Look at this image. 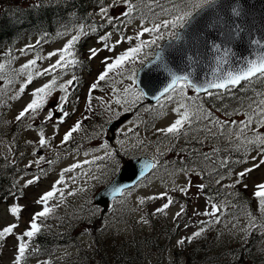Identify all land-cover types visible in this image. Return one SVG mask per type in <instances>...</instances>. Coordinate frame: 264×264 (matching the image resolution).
I'll return each instance as SVG.
<instances>
[{
	"label": "rangeland",
	"instance_id": "1",
	"mask_svg": "<svg viewBox=\"0 0 264 264\" xmlns=\"http://www.w3.org/2000/svg\"><path fill=\"white\" fill-rule=\"evenodd\" d=\"M107 3H109V1H107L105 5ZM120 11L121 7H116L110 9V14L113 17H119ZM159 11L160 9L158 8L155 12ZM151 16L152 13L144 17H139V12L132 13L131 17H119L110 24L111 27H117V29L111 30L110 33H112V35L107 41L109 45L113 44L121 37L132 36L133 41L132 43H128L125 40L123 43L117 45L114 51L101 50L97 58L88 61L90 62V68L82 73V78L78 84L75 82L69 90V103L66 106L69 116L64 118L63 123L56 122L59 124L58 128L53 127V122H44L46 110L41 112L35 120L29 118L30 120L26 121L25 125L20 128L16 138L21 139L24 144L12 149L11 157L15 158L20 153L25 154L20 162L22 171L17 177V182L20 184L23 193L20 197H16L15 201L9 198L7 201L0 202V229L11 223H18L19 227L16 229V232L19 233L23 231L28 226L27 222L31 216L42 210L43 205L38 204L37 200L44 193L52 190L55 184L59 191L54 198L47 202L48 206L51 208V213L46 218H42V225L43 227L50 226L54 230H64L68 228L71 229L72 232L75 231L74 236H80L78 243L81 246V252L79 254L85 257L82 258L78 256V258H76L80 248L76 250L73 247H67L52 252L50 261L45 257L32 258L35 256L32 254L28 257L26 264H40V262L45 260L49 261V264H84L88 259L91 261L90 258L93 256L92 248L95 249L96 245L100 246V244L104 247V249H100L102 252H99L103 254V257L99 259L95 257L93 264H107V260L112 261L111 247L115 244L114 240L122 239L133 233L143 236V233H151L154 226H158L164 214L151 215V213L154 212L155 208L163 204L164 201L159 199L154 201L145 200V203L141 205L140 200L164 192H167L168 195L174 199L175 203L178 202L184 205L186 214L182 215V222L178 227L179 233L177 237L164 246L158 255H150L149 260L145 264H174L177 258L180 264H183L186 262V256L193 245L206 242H208V247L211 250L210 254H216L219 250H223L224 248L226 250L228 247L243 243L244 233L240 230L245 228L248 224L245 212L249 210L241 211L242 209L239 210L238 207H233V205L226 200L229 197L228 194L234 192L232 191V187H226L228 184L225 186L227 180H222L221 183L218 184L222 187V191H218L219 195L217 196L220 202H216L217 205L221 206V212L219 213L220 223L202 224L201 222H210L213 218L195 214L196 212L202 213L206 209L211 210L212 203L209 198L204 197L203 193L205 189L203 192L197 194V188L195 186L203 183V181L197 178L194 172L189 173L191 177L190 182L192 184L189 195L185 196L179 191L172 190L177 186H186L189 183V176L179 171L183 166L182 159L179 158V153H176L175 157L172 159L174 163L160 157V154L166 155L170 145H176V143L174 140L161 138L160 134L155 130L166 127L173 121L175 114L171 112V108L174 105L166 104V106L160 110V114L154 112L156 111V107H160V104H156L155 106L146 105L144 99L132 105L125 104L123 101L121 104L117 105L115 100L118 97L123 98L125 96L123 89L132 84L131 80L118 74L119 70H115L109 74V77L104 81L105 84L103 87H99L91 92V97H94L98 102L101 121L99 125L91 126L92 131L90 135L94 137L91 140H86L88 135L81 136V131H79V134L74 133L73 137L84 139L82 140V146H86V148L70 155H65L64 153V147L72 140L66 145H61L60 141L64 133L70 129L73 122L78 118L84 103L83 100L86 99V94H89V86L94 82L98 74L103 71L104 66L101 64V60L104 57L114 58L127 48L135 46V44L139 42L135 40V35L140 30L142 20L144 24L150 26ZM104 21L106 20L104 19ZM72 36L73 33L71 32L65 33L61 35V41L48 45L44 50L42 49L39 52L36 51V46L32 50H29L27 55H24L21 53V49L26 48L28 45H36V42L33 40L27 41L20 44L16 48L15 53L10 54L11 57L15 54V60L13 62L15 72L11 75L8 66H6L4 72H0V76L4 77V79H0V111H7L10 109L8 117L11 118L12 123L15 122L14 117L31 99V91L43 83H46L49 79V77L35 79L19 99H11L10 97L15 95L20 84L25 79L24 75L17 74L18 70L28 60L35 58L37 54L46 56L47 53L62 48ZM150 38L151 37L147 33L142 37L144 40H149ZM161 42L162 41H160V43ZM75 46L79 49V53H82L81 58H88V50L90 48H103V44L99 38L89 40L83 45ZM154 47L155 46L145 48L141 53L142 58L144 54L147 53L145 62L151 56L152 48ZM55 59L56 57H53L51 61L46 59L38 61L37 67H47L48 64L54 62ZM141 66L142 65L137 62L135 65H125V68L130 71L133 67L137 70ZM72 76L71 70L68 69L61 74L59 82L71 79ZM9 78L12 79V84L8 83ZM77 88L81 91V98L79 100L76 96L78 91ZM55 95H62V93L57 92L54 94L49 106L54 102ZM128 99L131 100L133 97H128ZM107 109H111V111ZM149 111H151L150 113L152 116L156 118L159 116L158 120L151 122L153 123L152 127H148L146 117L141 120L142 114H146ZM126 112H131V117L117 130L113 140H108L107 125L117 118L115 113H120L119 116H121ZM41 128L43 129L45 137L51 141L50 146L45 148H41L37 142ZM121 132H123V135H121ZM140 141L143 143L139 147H134V145H137ZM1 143L2 142H0V149ZM104 143L108 144V151H115L119 153L118 156H125V153L128 152L135 155L146 154L153 157L157 156L159 165L147 178L139 182L135 187L129 189L120 198L113 200L108 208L104 212H101L99 207L92 204L91 198L95 192L110 181L113 174L111 164L107 159H95L97 156H104V149L101 147ZM21 148H23L22 151H17ZM51 153V157L47 158ZM40 156L45 157V160L41 161L39 164L34 163ZM253 156H257V153L252 155L250 159ZM49 160L52 161V163L46 162ZM85 161H90V163H84ZM175 161L180 165L178 166L175 164ZM77 163L81 166L75 168L71 172L64 173V183H57L63 170ZM250 167H252V159L243 170ZM203 176L206 177L203 184L205 186L207 185L210 190L214 189L213 184L215 183V177L211 182L212 176L209 177V173L208 176H206L203 172L202 177ZM34 177H39L38 181L25 187L26 181ZM260 182H264V165L254 169L248 175L247 187L249 191L253 192L254 186ZM13 203H18L22 206L19 221L8 211L9 206ZM245 206H247V204L243 205V209ZM168 210H166V212H168L169 215L175 216V213L180 211V206L178 205V207H173ZM249 212L257 217L259 215V212L255 210ZM86 214L92 215L94 223L89 221V217H87ZM141 216H144L148 223H140ZM95 219L97 220L95 221ZM185 224L188 225L187 228L184 227ZM233 225H236V227L233 228ZM202 226L206 228V231L200 238L194 240L191 244H186L182 250L177 248V240L181 237L191 235L192 232L198 230ZM163 230L170 232V229ZM262 232H264V229H258L252 234V236H255L256 241H254L253 244L258 249L259 255L262 256L261 262L258 264H264V235H262ZM13 245L14 239L10 238L3 251L2 264H11ZM104 250L108 253L109 258L103 253ZM103 260H105L104 263H98Z\"/></svg>",
	"mask_w": 264,
	"mask_h": 264
},
{
	"label": "snow or ice",
	"instance_id": "2",
	"mask_svg": "<svg viewBox=\"0 0 264 264\" xmlns=\"http://www.w3.org/2000/svg\"><path fill=\"white\" fill-rule=\"evenodd\" d=\"M152 2L160 8L159 12L153 11L152 8H148V12L152 13L150 17L151 25L148 26L141 22L140 30L135 35V40L139 41L135 46L127 48L125 51L116 55L114 58L104 57L101 60V64L104 66L95 78L94 82L89 86V95L86 97V104L91 109V92L99 87V82L106 81L109 74L115 70H119L118 74L124 76L126 79L131 80L132 84L128 85L123 89L125 96L123 98L118 97L115 100L117 105L121 104L122 101L125 104H135L136 102L145 99L148 96V92L140 89L136 86V69L133 67L130 71L125 68L127 64L135 65L139 62L141 65L144 64L147 58V53L144 57H141V53L145 48H151L155 46L160 51L156 52L154 59L151 63L156 64L157 71L163 72L167 75L168 83L165 84L159 95H154L152 98L160 104L163 108L166 104L174 105L171 108V112L175 114L173 121L166 127L158 128L155 131L165 137L166 139L171 137L174 140H183L187 146L180 147V153L191 152L194 159H202L204 161H211L212 157L217 155L222 149L213 147L211 153L204 151V145L209 140H218L223 137L227 141V145L232 144L240 145V138L244 137V143L252 145L257 151V156H253L252 167L245 168L243 171H239L235 174L233 184L227 185L226 187H235L242 185L243 181L248 175L256 168L264 165V92H258L253 97H239L236 92L240 91L245 85L252 86L255 82L264 84V39L253 38L250 43L256 46V51L251 57H240L236 58L232 53L230 47H225L220 43H216L213 40L210 44L211 50L217 55L214 57V67H211L208 71L203 72V79H201L200 73L197 72V65L189 63L188 68L191 71H187L185 68H181L180 64L176 65V69L171 66L172 61L166 60L164 56V50L161 49L160 41L168 40L169 48H174L179 60L181 62L187 60L191 61L192 57L188 55V51L184 48H176L173 42H178L183 39V34L191 29L193 32L199 30L203 32L205 25L203 23L205 14L210 9L218 7V0H170V7H164L160 0H152ZM50 5H55L56 0H49ZM30 6L43 7L44 0H40L39 3H33ZM121 7L119 17H131L134 11H138L139 7L134 4L132 0H109L106 5L101 3L98 8V14L104 18L107 23L112 24L114 20L119 17H113L110 14V9ZM222 7V6H221ZM243 5L239 7L230 5L231 15L234 17L242 16ZM147 15V14H145ZM233 23H235L233 21ZM95 31V29H92ZM76 35H73L62 48L47 53L46 56H40L37 54L35 58L28 60L18 70V75H24L25 79L20 84L18 91L10 97L11 99H19L22 94L26 92V89L33 83L37 78L49 77L46 83H43L39 87H36L31 91V99L25 104V106L18 112L14 117L16 122H22L26 118L35 120L37 116L46 110L44 122H53V127L58 128L59 123L64 122V118L69 116L67 111V104L69 103L70 88L74 85L77 80L75 75L71 79L64 82H59L61 74L66 72L70 67L76 66L80 63L78 59V53L74 50V46L80 40L81 35L87 34L83 25L76 29ZM245 29L237 25L235 28L226 30L221 34L225 36V40L228 44H231L234 40L243 41ZM147 33L151 37L149 40H144L142 37ZM235 33V35H233ZM64 34V33H58ZM112 33H107L99 37L103 44L102 49L90 48L88 50V59L97 58L100 55L101 50L114 51L115 47L125 40L128 43H132L133 37H121L117 39L113 44L107 43ZM206 35H211L206 33ZM205 45H208V41H203ZM40 44L38 40L36 45H28L26 48L21 49V53L27 55L29 50ZM240 46V45H237ZM7 54V53H6ZM56 57L55 61L49 63L47 67H37L38 61L49 60ZM111 61V62H109ZM10 63V61H9ZM6 65L0 63V72H4ZM0 79L4 77L0 76ZM8 83L12 84L11 78L8 79ZM188 90L196 93L195 96L188 95ZM57 92L62 95H55V100L49 106L54 94ZM201 94L212 100H223L225 96H230L233 100H236L239 107L234 109L236 112L241 110L247 117L244 120L228 121L221 120L214 115V112L204 106L205 102L202 100ZM128 97H133L129 100ZM161 100L165 103L161 104ZM111 111V109H107ZM127 110V109H126ZM147 110V109H145ZM219 110V109H217ZM59 113V115H58ZM117 118L120 113H115ZM225 115H231L225 111ZM230 125H234L236 130L233 131ZM81 122L77 121L68 131H66L60 141L61 145H66L73 137V134L81 130ZM246 132H251L252 136L249 138ZM123 135V132H121ZM38 145L41 148L50 146L51 141L45 137L43 129L41 128L38 136ZM143 142L140 141L134 147H139ZM197 145L199 147H197ZM104 149V156L95 157L96 160L107 159L111 164V170L113 173H119L120 179L124 180L126 177L131 179L132 177L144 178L147 170L156 169L159 162L153 159L151 162H145L138 170L136 165L133 164L131 159L123 160L117 159L119 153L115 151H108V144L104 143L101 146ZM175 147V145L173 146ZM172 150V149H170ZM127 155V153H125ZM45 157L40 156L34 163L39 164L44 161ZM52 163V161H46ZM84 163H90L85 161ZM227 161L221 160L220 167H226ZM79 163L73 164L71 167L66 168L61 173L60 179L57 183H64V173L73 171L75 168L80 167ZM215 170V166H214ZM179 171L183 172L186 176H189V183L186 186H177L173 191H179L185 196L189 195L192 187L191 177L189 173H193L197 178H201V172L195 171L191 168H181ZM212 173L209 172V177ZM39 177H34L26 181L25 187L32 185L37 182ZM224 179L221 174L215 179L216 184H220ZM134 186V185H133ZM15 187V185H13ZM197 194L203 192L205 185L203 183L196 185ZM243 187L247 189V184H243ZM129 185H114L108 195H111L114 199L117 194H123L127 191ZM59 189L56 185H53V189L44 193L38 200L37 203L43 205L42 210L34 213L29 221L27 227L21 231L16 232L19 227L18 223H11L2 229H0V249L4 247L8 239H14L13 245V257L11 264H26L28 257L33 253L39 252V248L35 244V238L43 231L42 218H46L51 213V208L48 206V201L55 197ZM71 194V193H70ZM12 199L16 200L15 193H12ZM253 195L257 199V208L260 214L258 219L257 216L251 212L246 211L245 216L248 220V224L245 228L240 231L244 233L243 243H248V238L258 229H264V182L257 183L254 186ZM104 198V194H101ZM163 200L164 203L159 207L155 208L151 215L164 214L174 203V199L168 195L167 192L160 193L159 195H153L140 200V204H144L145 200ZM8 211L10 214L19 221L20 214L22 212V206L18 203H13L9 206ZM221 206L216 203H212L211 210H205L204 212H196L197 215H204L212 217L210 222L204 223H220ZM185 213V206L180 205V211L175 213L174 219L179 220ZM140 223H148L144 216L140 217ZM188 227L187 224L184 225ZM236 225H233L235 228ZM206 231L205 227H200L198 230L192 232L189 236L181 237L176 242V246L179 249H183L186 244H191L194 240L200 238ZM264 235V232H262ZM237 264L243 261V256L236 257ZM40 264H49V261L45 260ZM174 264H180L177 258ZM187 264V262H185Z\"/></svg>",
	"mask_w": 264,
	"mask_h": 264
},
{
	"label": "trees",
	"instance_id": "3",
	"mask_svg": "<svg viewBox=\"0 0 264 264\" xmlns=\"http://www.w3.org/2000/svg\"><path fill=\"white\" fill-rule=\"evenodd\" d=\"M31 0H0V50L2 48L11 47V45L22 38L23 36L36 34L39 36H45L51 38L57 36L59 32L71 27L72 24L78 23L88 27L94 25L96 29H99V22L93 18V10L96 9L104 0H56L55 5H50L49 0H44L43 7L30 6L34 2L29 3ZM40 0H36L35 3H39ZM258 92H264V84L255 82L252 86L245 85L240 91L236 92V95L243 98L253 97ZM196 94L192 95L195 96ZM202 100L205 102L204 106L211 109L214 115L221 120H244L247 117L243 114L244 110L236 112L234 109L239 105L236 100H233L230 96H225L223 100H212L201 95ZM219 109V110H217ZM225 111L231 113L226 116ZM98 120V113L95 109V105L91 102V109L86 105L84 112V118L80 121L84 127L91 124V121ZM3 127H5L3 125ZM231 130L235 131L234 125H230ZM6 129L0 127V133H3ZM14 131L10 132L13 133ZM246 135L251 138L252 133L246 132ZM10 140V138H9ZM181 146H187L185 142L176 140ZM240 145L232 144L227 145V141L221 137L218 140H209L205 143L203 150L211 153L213 147L222 149L217 155L212 157L211 161H204L202 159H194L191 152L179 153V158L185 166L198 165L205 169L202 165H206V176L208 172L217 173L213 175L215 179L221 174L224 179L228 176L229 171L238 167L242 163H245L248 156L256 150L252 145L244 143V137L240 138ZM175 145V144H174ZM172 145V146H174ZM179 147V150H180ZM197 147H199L197 145ZM226 160V167H220V161ZM175 164H179L175 161ZM214 166L215 170H214ZM11 165L6 158H0V200H3L9 196L11 191L17 194L18 189L12 181ZM220 173V174H218ZM206 179V177H202ZM212 182V180H211ZM214 189H211L216 193L222 191V187L216 183L213 184ZM235 191V190H234ZM237 195H234L230 199L231 203L237 205L239 209H243V205L247 204L248 209H255L258 212L257 203L253 204L254 198L246 193L245 188L238 187ZM210 194V193H208ZM260 214L258 215V219ZM172 231L166 236L163 234V229H168V226L164 223L161 226H157L152 229L151 233L144 235L139 239H128L123 242L114 244L111 247V262L107 264H145L148 257L154 253H158L161 247L159 236H164L165 241H169L175 234L174 227H171ZM170 229V228H169ZM59 236V235H58ZM44 235L42 232L35 238V244L39 248L38 253L45 254L47 246H50L59 239L54 234L50 238ZM255 236L248 238L247 244H242L236 247H232L226 250H219L216 254H210L211 250L208 247V242L199 245H193L189 253L186 256L187 264H237L236 257L243 256V261L240 264H247V261L253 264L260 263L262 256L259 255L258 249L254 246ZM99 247L93 249V256L90 258L94 260L103 257V254ZM1 252V249H0ZM106 253V251L104 250ZM231 256V258H227ZM90 261V260H89ZM91 262V261H90ZM185 264V263H184Z\"/></svg>",
	"mask_w": 264,
	"mask_h": 264
},
{
	"label": "water",
	"instance_id": "4",
	"mask_svg": "<svg viewBox=\"0 0 264 264\" xmlns=\"http://www.w3.org/2000/svg\"><path fill=\"white\" fill-rule=\"evenodd\" d=\"M241 4L243 5L242 16L239 18L232 16L230 5L239 7ZM233 21L235 23H233ZM203 23L208 25V27L203 29V32H200L199 30L193 32L189 29L188 32L183 34L182 40L173 42L176 48H184L188 51V55L192 57L191 61L185 60L181 62L175 49L169 48V41L165 42L161 47V49L164 50L165 59H170L172 61L171 66L174 70L179 63L181 68L191 71V68L187 67V65L191 63L197 65V72L200 73L201 79H203V72H201V69L208 71L211 67L215 66L214 57L217 54L210 48V44L213 40L225 47H230L236 58L251 57L255 53L256 46L251 44L250 41L253 38L264 39V0H218V7L210 9L205 14ZM237 25H240L245 29L243 33L244 40H234L231 44H228L225 40V36L221 33L230 30L231 28H235ZM206 33H210L211 35H206ZM233 35H235V33H233ZM205 40L208 41V45L203 43ZM153 59L148 61L144 67L138 71L136 77L137 87L148 92L146 98L149 102L155 101L152 97L154 95H159L165 84L168 83L167 75L163 72L157 71V65L151 63ZM122 119L123 118L112 123L109 127L110 130H113ZM132 162L139 170L145 162L151 161L146 158H139L133 159ZM138 178V176L132 177L131 179L126 177L124 180H121L118 173L106 188L95 195V203L106 206L107 202L112 198L108 193L114 185H120L122 187L124 185L130 186ZM102 193L104 194V198L101 196Z\"/></svg>",
	"mask_w": 264,
	"mask_h": 264
},
{
	"label": "bare ground",
	"instance_id": "5",
	"mask_svg": "<svg viewBox=\"0 0 264 264\" xmlns=\"http://www.w3.org/2000/svg\"><path fill=\"white\" fill-rule=\"evenodd\" d=\"M3 1V0H2Z\"/></svg>",
	"mask_w": 264,
	"mask_h": 264
}]
</instances>
